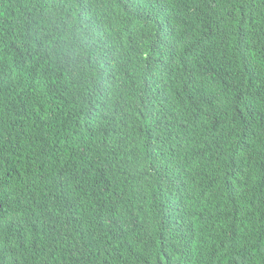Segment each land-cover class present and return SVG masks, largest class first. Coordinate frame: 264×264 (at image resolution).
I'll return each instance as SVG.
<instances>
[{
	"label": "trees",
	"instance_id": "16d2710c",
	"mask_svg": "<svg viewBox=\"0 0 264 264\" xmlns=\"http://www.w3.org/2000/svg\"><path fill=\"white\" fill-rule=\"evenodd\" d=\"M0 264H264V0H0Z\"/></svg>",
	"mask_w": 264,
	"mask_h": 264
}]
</instances>
